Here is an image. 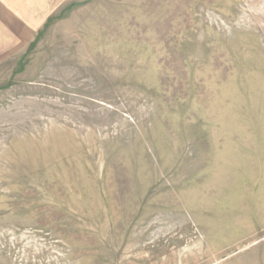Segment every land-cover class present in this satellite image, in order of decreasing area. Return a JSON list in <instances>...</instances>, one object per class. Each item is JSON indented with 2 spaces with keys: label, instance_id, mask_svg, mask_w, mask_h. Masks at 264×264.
Listing matches in <instances>:
<instances>
[{
  "label": "rangeland",
  "instance_id": "obj_1",
  "mask_svg": "<svg viewBox=\"0 0 264 264\" xmlns=\"http://www.w3.org/2000/svg\"><path fill=\"white\" fill-rule=\"evenodd\" d=\"M0 57V264H264V0H53Z\"/></svg>",
  "mask_w": 264,
  "mask_h": 264
},
{
  "label": "crops",
  "instance_id": "obj_2",
  "mask_svg": "<svg viewBox=\"0 0 264 264\" xmlns=\"http://www.w3.org/2000/svg\"><path fill=\"white\" fill-rule=\"evenodd\" d=\"M54 11L53 0H0V57L24 49Z\"/></svg>",
  "mask_w": 264,
  "mask_h": 264
}]
</instances>
